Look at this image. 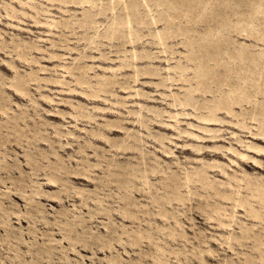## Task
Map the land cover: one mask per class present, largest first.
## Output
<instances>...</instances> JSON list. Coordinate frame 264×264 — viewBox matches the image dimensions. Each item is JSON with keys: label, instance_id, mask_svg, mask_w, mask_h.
<instances>
[{"label": "rangeland", "instance_id": "obj_1", "mask_svg": "<svg viewBox=\"0 0 264 264\" xmlns=\"http://www.w3.org/2000/svg\"><path fill=\"white\" fill-rule=\"evenodd\" d=\"M219 1L214 9L230 12ZM81 12L71 2L0 0V264H264V208L235 180L245 172L264 186V152L246 147L264 148V139L226 112L204 121V109L178 105L168 94L183 99L194 79H164L177 75L163 69L169 52L158 53L145 36L136 50L150 49L159 60L131 61V44L103 37L110 13L88 42L92 30L72 24ZM211 25H195L188 37ZM179 41H168L176 50L170 65L178 58L192 64ZM197 174L232 200L203 188ZM233 199L251 204L259 218Z\"/></svg>", "mask_w": 264, "mask_h": 264}, {"label": "bare ground", "instance_id": "obj_2", "mask_svg": "<svg viewBox=\"0 0 264 264\" xmlns=\"http://www.w3.org/2000/svg\"><path fill=\"white\" fill-rule=\"evenodd\" d=\"M63 3H74L82 8V17L77 22L79 27H87L91 29L90 35L85 40L91 42L95 37L99 36V17L110 13L111 18L107 22V30L103 37L106 39H114L122 37L125 42L132 45L130 52V60H141L148 58L149 60H159L158 55L154 54L150 49L136 50L134 44L142 41L143 37L150 36L153 45L159 48L158 53L169 52L172 56L164 57L163 60L167 66L163 69L167 72L173 70L177 75H165V80H170L171 84L178 82H189L194 79L193 83L189 82L184 87L183 99L176 96L175 93L168 94L173 97L174 101L181 106H190L196 111H200L198 118L204 121H219L217 112L223 111L236 118V124L244 129H248L251 134H256L264 139V47L252 49L245 42L231 39L229 34L225 32L228 28L247 38L255 39L264 45V0H220L219 6L223 4L225 8H229L230 12L224 10L222 14L214 9L218 3L216 0H50ZM118 12H116V10ZM231 13V14H229ZM231 15L236 19L232 21ZM214 21V25L204 33H199V38L188 37L191 32H196L195 25L205 22ZM103 24V23H101ZM146 27L147 33L143 34L141 28ZM180 38L178 43L186 48V52L182 54L186 62L181 58L175 60L174 65H170V61L175 58L173 55L176 50L173 44L169 45L168 41ZM210 40L209 44H202L201 41ZM255 44H252L254 47ZM127 66L130 62H127ZM178 72H177V71ZM192 71L189 77L188 71ZM144 73L154 75L152 70H146ZM169 73V72H168ZM236 81L232 82L231 79ZM77 83H85L83 79L77 78ZM17 92L25 95L26 91L22 83L11 85ZM226 86L227 90L221 87ZM214 91H218L220 96H216ZM195 92L201 95L211 94V98L203 97L200 101L193 96ZM261 96V97H259ZM248 104V106L243 105ZM239 105V112L235 111L233 106ZM0 111L5 112L0 106ZM156 115H160L159 111H153ZM241 117V119H239ZM255 122L256 132H252L245 118ZM111 127L116 125L110 124ZM104 137V136H103ZM109 141L108 139H106ZM249 149L264 152V148L246 144ZM218 148V147H213ZM125 149V148H123ZM197 147V150H201ZM233 151L234 148L229 147ZM238 153L243 158L254 159V162L260 164L258 160L248 156L246 153ZM221 166L218 163L208 164V168H216ZM76 175L83 173L72 171ZM244 176L237 177V182H244L245 187L249 190L251 197L261 202L264 208V186L258 178L251 180L245 172ZM197 179L203 188L212 187L216 195H219L218 189L214 188L209 181L201 178L197 174ZM258 179V180H257ZM49 182L56 183L55 177L48 178ZM189 180V178H187ZM225 200L232 198L224 194L219 195ZM175 199L179 200V196ZM235 207L245 208L248 204L253 212V218H259L257 211L251 204L243 199H233ZM161 215V213H158ZM124 216L130 217L131 212L124 211ZM141 236V235H140ZM69 236H67L68 238ZM231 238V237H230ZM69 239V238H68ZM113 262V260H109Z\"/></svg>", "mask_w": 264, "mask_h": 264}]
</instances>
